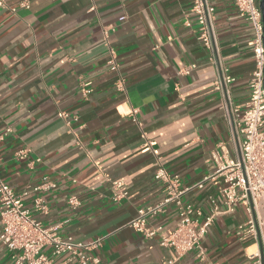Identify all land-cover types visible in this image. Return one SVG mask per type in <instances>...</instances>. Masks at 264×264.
I'll return each instance as SVG.
<instances>
[{
	"label": "crops",
	"instance_id": "1",
	"mask_svg": "<svg viewBox=\"0 0 264 264\" xmlns=\"http://www.w3.org/2000/svg\"><path fill=\"white\" fill-rule=\"evenodd\" d=\"M204 1L214 7L210 49L194 0H0V178L15 194L28 192L26 207L62 238H101L91 252L99 264L175 256L130 225L139 208L163 199L158 162L192 186L213 174L215 156L239 157L252 29L230 0ZM110 49L118 74L107 66ZM225 74L234 80L223 83ZM114 180L123 182L120 200ZM45 182L54 187L32 191ZM36 196L45 212L32 209ZM210 197L220 202L211 180L182 196L199 222ZM177 221L170 203L147 226L169 230ZM246 221L243 206L216 215L201 239L203 258L192 249L174 264H264L260 242L238 231ZM12 262L0 243V264Z\"/></svg>",
	"mask_w": 264,
	"mask_h": 264
},
{
	"label": "built area",
	"instance_id": "2",
	"mask_svg": "<svg viewBox=\"0 0 264 264\" xmlns=\"http://www.w3.org/2000/svg\"><path fill=\"white\" fill-rule=\"evenodd\" d=\"M252 29L249 45L253 55V69L248 80V99L238 119L240 157L226 159L218 158L213 174L192 186H182L177 174H170L161 162L157 163L154 177L163 183V199L155 205L137 210L136 217L130 225L146 237L158 236L159 243L170 248L175 256L163 262L174 264L183 254L197 249L203 258L201 239L207 232L208 226L218 214L232 212L238 206H243L247 221L238 227L259 241L264 256V47L263 23L258 0H230ZM193 11L200 25V39L207 48H211L209 18L214 7L204 0H194ZM123 19V18H120ZM110 71L118 74L119 68L114 52L110 49L107 59ZM222 82L229 84L234 80L230 74L222 76ZM121 84V80L118 79ZM88 83H83L82 91H89ZM237 112V109H234ZM136 110H133L134 116ZM7 131L9 129H6ZM26 150L19 151L24 156ZM155 152V151H154ZM218 158V159H216ZM211 180L218 188L220 202L210 197L212 204L203 221L196 218L201 213L189 203L183 201V194L193 187L202 188L205 181ZM54 187L52 183H41L32 191L37 192L43 187ZM44 187V188H45ZM113 199L120 200L126 192L121 180L112 182ZM28 192L15 194L14 191L0 178V243L12 252V264H99L98 257L91 252L101 245V238L83 243L74 241L71 237L62 238L57 232V226H44L37 220L30 207L24 204ZM70 205H76L75 197L68 199ZM173 203L177 208L178 221L173 229L164 230L155 227L148 228L147 219L164 210L167 204ZM32 209L46 211L42 198L34 197ZM195 215V216H194ZM49 248V252L45 249ZM63 257L60 262L54 261Z\"/></svg>",
	"mask_w": 264,
	"mask_h": 264
},
{
	"label": "water",
	"instance_id": "3",
	"mask_svg": "<svg viewBox=\"0 0 264 264\" xmlns=\"http://www.w3.org/2000/svg\"><path fill=\"white\" fill-rule=\"evenodd\" d=\"M258 6L261 10V15H262V23H263V47H264V0H258ZM264 81V78H263ZM239 157H240V152H239ZM260 258L262 262H264V256H263V251L262 247H260Z\"/></svg>",
	"mask_w": 264,
	"mask_h": 264
}]
</instances>
